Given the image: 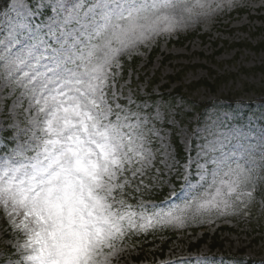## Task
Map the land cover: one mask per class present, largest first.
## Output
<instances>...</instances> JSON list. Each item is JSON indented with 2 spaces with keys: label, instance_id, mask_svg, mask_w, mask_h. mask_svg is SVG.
Segmentation results:
<instances>
[{
  "label": "snow or ice",
  "instance_id": "6c2138e0",
  "mask_svg": "<svg viewBox=\"0 0 264 264\" xmlns=\"http://www.w3.org/2000/svg\"><path fill=\"white\" fill-rule=\"evenodd\" d=\"M49 7L56 16L41 28L20 4L19 23L0 40V83L28 102L29 138L0 160V206L22 217L11 221L25 236L21 264H109L130 232L246 206L247 189L262 179L264 136L236 151L226 150L224 137L191 156L181 187L194 195L183 207L123 199L153 152L141 116L115 104L113 68L190 19L187 0H53Z\"/></svg>",
  "mask_w": 264,
  "mask_h": 264
},
{
  "label": "rangeland",
  "instance_id": "374dc122",
  "mask_svg": "<svg viewBox=\"0 0 264 264\" xmlns=\"http://www.w3.org/2000/svg\"><path fill=\"white\" fill-rule=\"evenodd\" d=\"M22 3L31 10L29 15L35 13L33 24L41 28L56 16L49 7L53 0H11L9 8L0 14V40L7 42L9 30L19 23V5ZM187 4L189 7H203H192L190 19L182 20L174 31L154 34L145 43L123 54L119 67L113 68L118 97L115 104L141 116L145 122L148 147L153 152L150 166L145 168L143 175L137 174L135 178V187L140 184V190L135 188L136 204L155 205L156 210L183 207L194 195L182 189L184 180L181 174L189 158L202 147L228 137L226 150L236 151L242 146L255 145L264 136V107L261 104L264 95L246 90L247 84H255L261 90L264 88V72L246 70L264 64V49L252 50L238 45L264 42V0H187ZM191 32L200 36L185 42L178 39ZM20 39L23 42L27 35ZM51 47L56 45L51 44ZM153 51L155 55L150 60ZM135 56L139 58L138 65L124 75L123 60ZM141 76L144 78L139 80ZM170 76L176 80L169 81ZM156 78L159 81L155 82L153 93L158 97L155 100L146 97L134 104L135 92L146 94L148 80ZM206 78H219L215 82L216 90L210 91L203 86L191 89L186 101L176 95L174 100L171 97L165 103L159 96L167 82L169 88L166 92L170 93L182 83L190 85ZM183 90L186 92V87ZM231 94H234L235 101L226 105L222 99L232 98ZM190 100H211L217 106L201 117L198 112H192ZM27 110L28 102L20 98L19 89L6 88L0 83V147L4 132L11 127L14 143L9 149L29 138L25 135ZM175 137L186 153L185 160L177 156ZM8 151L0 152V160ZM190 171L194 174V169ZM256 174L262 179L247 189L252 196L245 198L246 206L223 215L212 211L195 216L190 212L183 224L156 225L147 231L130 232L116 242V251L109 257V264H240L236 259H230L234 255L264 264V171L258 169ZM192 183L195 185L197 180ZM164 184L168 185V194L162 201H157L154 190ZM173 191L176 195L172 194ZM6 212L0 206V264H21L25 236L12 226L11 221L19 223L22 217L8 216ZM3 215L13 227L12 232L4 226ZM200 227L211 235H218L216 249H211L213 241L209 239L193 248V243L204 232L198 229L194 233V229ZM172 232L176 235L170 239ZM6 245L14 250L8 258L4 252Z\"/></svg>",
  "mask_w": 264,
  "mask_h": 264
},
{
  "label": "trees",
  "instance_id": "16d2710c",
  "mask_svg": "<svg viewBox=\"0 0 264 264\" xmlns=\"http://www.w3.org/2000/svg\"><path fill=\"white\" fill-rule=\"evenodd\" d=\"M8 3H9V0H0V12H2L3 10H5V8L7 7ZM192 36H193V34H190L187 37H192ZM246 45H248L250 47H253L255 49H258L260 47H264V44H259L258 46H253L252 44L248 43ZM263 67H264V65L261 66V67H256V68L263 69ZM200 85H203V86H205V87H207L209 89H212V90L215 89V84L214 83H211L208 80H202V81H199V82L196 83V86H200ZM249 89H256V87L254 85H252ZM178 91H181V87L178 88ZM263 92H264V90H263ZM192 106H193V108L195 110H198L199 112H201L202 110H207L208 107H209V104L199 103L197 105H192ZM175 144H176V148H177V151H178L179 155L181 157H183L185 155V153L183 152L182 146L179 144V142L177 141V139H175ZM129 190H130V187H127V189L124 191L123 197H126L127 196V193H128ZM159 192H160V194H158V197H160L163 193L166 192V188L164 187V189L162 191H159ZM120 197H121V194H118L117 195V198L119 199ZM126 201L129 202V200H126ZM205 237H207V235H205ZM205 239L206 238H203V239L199 240V242L205 241ZM216 245H218V244H216V243L213 244V246H216Z\"/></svg>",
  "mask_w": 264,
  "mask_h": 264
}]
</instances>
